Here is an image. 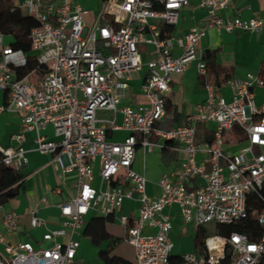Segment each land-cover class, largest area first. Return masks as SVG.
<instances>
[{
	"label": "built area",
	"instance_id": "built-area-1",
	"mask_svg": "<svg viewBox=\"0 0 264 264\" xmlns=\"http://www.w3.org/2000/svg\"><path fill=\"white\" fill-rule=\"evenodd\" d=\"M196 1L206 11L204 24L174 35L181 12L192 0H104L91 24L78 0H17L38 22L31 31L29 54L44 75L35 82L30 81L35 71L18 78L6 59L13 52L0 32V89L6 94L0 113L21 118V128L13 135L17 146L0 145V163L22 167L27 162L25 134L34 131L36 150L52 154L62 176L74 173L78 189L60 204L62 225L47 229L39 245L7 240L5 232L18 231L21 215L4 211L0 203V264H79L76 236L90 212L112 215L125 227L124 239L134 247L136 264H223L228 255L230 264L259 262L264 236L255 241L242 232L225 236L219 231L247 217L250 193L264 200V114L255 101V89L264 87V79L260 73L229 79L232 98L226 100L210 78L200 41L208 28L259 34L264 18H225L220 11L231 0ZM195 62L206 98L184 124L174 125L167 118L171 81ZM144 67V102L124 104L134 75ZM99 111H110L113 117L100 118ZM49 125L56 140L42 133ZM199 125H206L210 136L198 142ZM115 131L129 134L114 141L109 136ZM156 148L173 149L180 160L163 174L161 192L154 196L147 190V178L133 165L139 149L149 153ZM97 163L100 187L93 185ZM127 200L139 203L136 221L117 216ZM172 204L179 206L185 224L215 229L205 232L195 251L179 257L172 254L173 223L165 213ZM38 212V207L31 211L34 228L47 225ZM258 223L264 226V207Z\"/></svg>",
	"mask_w": 264,
	"mask_h": 264
},
{
	"label": "crops",
	"instance_id": "crops-1",
	"mask_svg": "<svg viewBox=\"0 0 264 264\" xmlns=\"http://www.w3.org/2000/svg\"><path fill=\"white\" fill-rule=\"evenodd\" d=\"M82 6L88 11L85 14V19L88 24L93 23L96 13L91 10L92 0H78ZM104 1V0H103ZM220 14L225 18L240 17L242 19H250L255 16L264 18V0H231L227 9L221 10ZM206 11L198 5L196 0H192L190 6L183 9L180 15L178 24L173 28L174 35L182 34L183 32L204 24ZM4 42L8 45L11 36L5 38ZM200 48L203 52L208 50L217 51L216 62L219 67L224 68L231 78L243 77L247 73H261L264 68V30L259 33H249L243 31L226 32L218 28H208L200 41ZM18 52H13L6 56L7 62L14 64H22L25 60L20 61L16 56ZM22 53V52H21ZM24 54V53H23ZM31 54H25V59ZM32 56V55H31ZM13 57V58H11ZM147 71V67L136 73L132 81V91L128 97L124 99V104L136 105L144 102V97L141 93L140 87L142 84L143 76ZM210 78L213 82L218 84L217 76L214 72L209 70ZM221 93L226 100H231L232 91L227 83L219 85ZM1 90V89H0ZM4 93V92H3ZM206 98V91L204 88L203 80L201 79L196 62L184 73L175 74L171 81V90L167 96V118L170 123L174 125H182L185 123L187 116L192 113L196 106L204 101ZM255 101L262 114H264V87L255 89ZM0 103H5V94ZM1 104V105H2ZM99 112L110 113L109 116L100 117ZM98 117L112 118L113 113L110 111H99ZM121 120V118H119ZM21 128L20 116L12 113H0V145L3 147L17 146V142L13 139V135ZM209 129L213 125H209ZM206 125L198 126V142L210 136V131ZM49 140H56L54 129L49 125L43 132ZM128 131H115L111 132L109 138L114 141H122L128 135ZM36 133L34 131L25 134V141L23 147L25 149V157L27 162L20 167L25 174V193L19 197L12 199L4 205V211L15 210L20 215L19 228L15 233L5 232L8 241H30L35 245L42 242L43 234L47 229H56L62 225L64 220L61 214L60 204L68 198L74 197L77 194V178L74 173L65 174L62 176L60 165L54 160L52 154L41 153L36 150L34 138ZM161 152L163 148H156ZM155 149V150H156ZM238 149L237 148H234ZM154 150V151H155ZM169 151H175L168 148ZM149 152V153H153ZM176 152V151H175ZM139 149L137 152L136 162L133 168L138 173L147 178V190L149 194L157 196L161 190L158 185L148 179L145 174V168L142 164L140 157L149 154ZM177 153V152H176ZM177 159L170 163H164L166 172L178 166L180 156L177 153ZM16 167L17 165L14 164ZM99 166L98 163L95 167V179L93 185L95 187L101 186V180L98 176ZM199 180L193 184L198 185ZM105 188L106 185H103ZM36 207L39 208L38 216L47 221V225L43 227H32L30 223L31 211ZM165 213L171 217L173 223V230L170 237L173 241L172 253L174 257H179L185 253L193 252L197 249L194 243L195 233L197 228L184 223L180 208L177 204L169 205L165 208ZM125 214L131 221H136L139 214V203L136 200H127L124 202L123 207L118 211L117 216ZM95 216H101L95 212H90L87 216V224L82 229V234L89 240L92 245L96 246L97 257L100 263L92 258L91 261L84 259L82 255V248L87 246V243L80 241V248L77 253V260L79 264H104L99 258L98 253L100 249L107 248L109 240L102 241L99 245L96 244L90 236L85 234L86 228ZM114 224L119 223L116 218L109 221ZM107 222V232L122 240L114 247L111 254L121 256L130 262L136 264V256L134 247L128 243L123 234L122 237L114 231V229ZM120 224V223H119ZM0 230H2L0 228ZM147 231H150L147 229ZM86 248V247H85ZM84 248V249H85ZM86 258V257H85Z\"/></svg>",
	"mask_w": 264,
	"mask_h": 264
},
{
	"label": "trees",
	"instance_id": "trees-1",
	"mask_svg": "<svg viewBox=\"0 0 264 264\" xmlns=\"http://www.w3.org/2000/svg\"><path fill=\"white\" fill-rule=\"evenodd\" d=\"M38 26L36 19L30 15H26L17 4V0H0V32L6 36H11L12 39L8 42V46L12 52H22L29 54L31 52V31ZM217 51L208 50L203 53V60L207 68L214 72L217 76L218 85L227 83L230 79L227 71L219 67L216 62ZM2 55L0 54V60ZM15 70L18 78H23L33 71L36 73L30 76V81L35 82L44 75V70L38 68V62L33 56H27L22 64H9ZM264 79V68L260 73ZM5 94V93H4ZM6 100V94H5ZM234 140L241 141L242 137L234 135ZM162 160L164 163H170L177 159L175 151H169L168 148L162 150ZM2 153L0 151V159ZM25 193V174L23 170L15 165H5L0 163V203L5 205L12 199L19 197ZM264 195V191H263ZM264 207V200L258 193H250L247 199V217L238 224L224 225L220 227V234L229 236L231 233L237 231L245 233L251 240L258 241L264 236V226L258 223V216ZM114 216H95L88 224L85 234L96 243L100 244L104 240H109L107 248L100 249L98 256L104 264H134L129 260L112 255L111 252L114 247L122 240L121 238L111 236L106 229L107 222L113 221ZM205 229L197 228L194 237V243L197 247L204 243ZM20 242V241H19ZM232 257L228 255L223 264H230ZM257 264H264V254Z\"/></svg>",
	"mask_w": 264,
	"mask_h": 264
},
{
	"label": "rangeland",
	"instance_id": "rangeland-1",
	"mask_svg": "<svg viewBox=\"0 0 264 264\" xmlns=\"http://www.w3.org/2000/svg\"><path fill=\"white\" fill-rule=\"evenodd\" d=\"M89 4H91V10L98 12L100 10V8L103 5V0H92ZM6 39H8V36H5ZM20 61L25 60V54L18 52L16 55ZM13 58V57H11ZM3 91L0 90V98L2 100L3 98ZM2 103H0L1 105ZM110 113H102L99 112V116L100 117H104V116H109ZM236 151L238 149H235ZM262 151L264 152V148L262 149ZM140 160L142 162V164L144 165L145 168V174L148 177L149 180H151L152 182H159L160 179L162 178L163 174L166 172H163V169L165 167L163 160H162V153L159 149H156L153 153H149L145 156V158L142 156L140 157ZM109 225L114 229V231L119 235V237H122L123 234H125V227L119 223H112L109 222ZM205 231L208 234H213L215 232V229L213 226L210 227V229H205ZM122 235V236H121ZM76 238L80 239V241H84L87 243V246H85L84 248L81 249V251H83L82 255L84 256V259L91 261L92 258L97 259L96 261L98 263H100V261L98 260L97 257V249L95 245H92L89 240L83 235V234H79L76 236ZM173 254V253H172ZM86 257V258H85Z\"/></svg>",
	"mask_w": 264,
	"mask_h": 264
}]
</instances>
